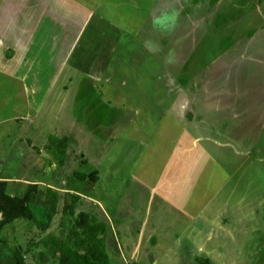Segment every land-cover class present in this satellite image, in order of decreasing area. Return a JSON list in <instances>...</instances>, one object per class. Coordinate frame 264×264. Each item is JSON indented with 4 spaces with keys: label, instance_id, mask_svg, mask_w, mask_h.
<instances>
[{
    "label": "rangeland",
    "instance_id": "374dc122",
    "mask_svg": "<svg viewBox=\"0 0 264 264\" xmlns=\"http://www.w3.org/2000/svg\"><path fill=\"white\" fill-rule=\"evenodd\" d=\"M0 36L14 42L0 47V131L34 140L22 158L0 139L1 178L43 170L80 198L47 231L29 221L46 222L44 207L3 224L1 258L58 264L36 242L65 239L85 211L107 224L108 264H262L264 201L220 203L264 183V0H0ZM50 134L71 137L63 163L38 156Z\"/></svg>",
    "mask_w": 264,
    "mask_h": 264
},
{
    "label": "trees",
    "instance_id": "16d2710c",
    "mask_svg": "<svg viewBox=\"0 0 264 264\" xmlns=\"http://www.w3.org/2000/svg\"><path fill=\"white\" fill-rule=\"evenodd\" d=\"M201 1V0H195ZM219 0H211L214 4ZM68 138L51 135L49 137L48 149L54 151L56 157H60L63 163V157L67 151ZM92 176V175H91ZM83 179L85 175L81 176ZM65 199V202H63ZM37 195H30V207H38L36 204ZM80 201L78 195L67 193L61 197L55 189L48 188L44 197L43 208L47 212L48 220L41 222L35 215H32L31 224H34L38 230L47 231L51 228L52 223L59 215H75L76 207ZM23 220V219H22ZM25 220V219H24ZM18 221V220H17ZM26 221V220H25ZM107 224L101 221L96 215L89 212H80L72 222V226L66 233V238L49 235L39 240V245H42L48 250L49 256L58 260V264H108V255L105 246V234ZM1 233V227H0ZM5 240L0 241V264H27L26 258L21 249L13 250L11 257L1 258L3 246H7ZM2 247V248H1ZM47 254H42V261H49ZM203 263H208L205 260Z\"/></svg>",
    "mask_w": 264,
    "mask_h": 264
},
{
    "label": "crops",
    "instance_id": "0c3cea01",
    "mask_svg": "<svg viewBox=\"0 0 264 264\" xmlns=\"http://www.w3.org/2000/svg\"><path fill=\"white\" fill-rule=\"evenodd\" d=\"M204 1L205 0H201V1L193 0V3L196 2V4H198V3H202ZM221 3H222V0L217 1L214 4H212L211 0H209L210 6H215L217 4L219 6ZM65 11L66 10H57V13H62ZM71 22L68 23L69 29H71ZM73 25L76 28L77 24L74 23ZM5 40H6L5 36H3V37L0 36V47L1 48L9 47V46L11 47V45H12V47L14 46V42L11 43V42L5 41ZM13 49H15V48H13ZM19 49L22 50L21 44H20ZM2 53L4 55L5 60L10 61V62L16 60V55L13 56L12 58H10L9 56L7 58L5 55V49H4V51L2 50ZM60 62H61V59H59L58 63H60ZM59 72H62V71H59ZM90 75H92V73H90ZM25 92L26 91H24V93ZM22 100L24 101V103H22V104L25 105L26 108L30 109L31 108V99L24 95ZM21 107H20V109H22ZM6 122H8V121H6ZM2 123H4V122H0V125ZM6 130L7 129L5 128V129L0 131V139L2 137H5L6 134L4 135V132ZM51 135H55V134L48 135L47 140H46V144L43 146H40L39 148L36 149V151H38L39 157L43 156V158H45L46 152L47 153L52 152L56 156L54 151H51L50 149H48L49 137ZM55 136H58V135H55ZM7 137H10L11 141H12V144H11L12 152H11V154L13 153V155H19L18 148L20 147V149H21L20 150V157L25 158L28 155L27 149L29 147L32 149V147L30 145H32L34 143V140L31 138L19 137V142H20V144H19L18 141L15 139L16 136H12L11 134H9V135L7 134V136L5 138H7ZM58 137H67L68 141H69V138L71 141V137H69L68 135L58 136ZM12 138H14L15 140H12ZM26 139H27V142H25ZM67 153H68V149H67L65 155H67ZM247 171L248 170H245L244 172L247 173ZM41 172H42V175L43 174L44 175L37 178V179H31L27 175H23L22 177L8 176L5 178H1L2 174L0 173V227L3 226V224H6L7 222L12 221L14 218H17L16 219V221H17V220H19V218L27 217L31 213V210L29 209V207H30V195L32 193L37 195V200H36L37 201L36 204L38 206L37 209L43 208L46 190L48 188H53V189H56V188L51 185L50 181H48L49 179L47 178V175L45 176L46 172L43 170ZM26 173L28 174L29 171H26ZM4 184L6 185V188H5ZM8 185H10L11 187H14L17 190L18 193L16 192L17 193L16 196H13V195H10L9 197L6 196L5 190L7 189ZM253 185L256 186L255 190L256 189L257 190L260 189V190L259 191L253 190L254 189ZM166 187H172V186L169 184H166ZM183 187L184 186H181V184H178V187H174L180 191V196L175 198V200H177L178 201L177 203L181 205V209H183V207L189 209L188 207H186L187 205H185L186 203L190 204L185 198V193H186L185 190L188 191V189L187 188L183 189ZM241 188H242L243 192L239 191ZM105 189H106V187H105ZM114 192H116V189L113 190V192L107 191V194H109V193L114 194ZM181 194H182V196H181ZM237 200H239L240 202H237ZM258 200L264 201V183L259 182V181L255 182L254 178L252 177L249 179V181L247 182V184L244 187L236 185L235 188L228 195V199L226 200V197H225L224 203H220V206L225 205L224 209H227L226 207L230 206L234 202L235 207L238 206L239 210L243 211L245 209V208H243V206H246L247 201L250 202V204H253L254 201H258ZM200 202L204 203L205 200L201 199ZM189 210H191V209H189ZM180 211L183 214L188 215L187 213L183 212L182 210H180ZM219 212L221 213L222 210L218 211V213L215 214L216 218L222 216ZM260 212L263 214L264 209H262ZM262 217H264V216L262 215ZM194 218L196 219L197 217L195 216ZM192 231H194V234H195L192 237L197 238V237H202V235H204L202 229H196V227H194V226L192 227ZM260 232L262 234V236H260V237H262V241L260 239L257 240V244H259V249H257V252L259 254L260 259L263 261L262 264H264V229L261 230ZM152 242H153V239H152ZM200 244H201V247H203L202 242H200ZM187 258H188V264H201L204 260H208L207 258H204V257L199 258V257H194V256H188ZM256 258H258V257H256Z\"/></svg>",
    "mask_w": 264,
    "mask_h": 264
}]
</instances>
